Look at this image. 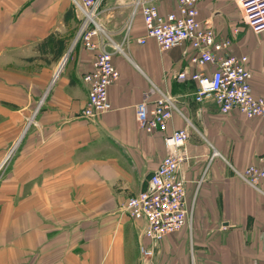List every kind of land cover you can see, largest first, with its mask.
I'll list each match as a JSON object with an SVG mask.
<instances>
[{
	"label": "crops",
	"instance_id": "crops-1",
	"mask_svg": "<svg viewBox=\"0 0 264 264\" xmlns=\"http://www.w3.org/2000/svg\"><path fill=\"white\" fill-rule=\"evenodd\" d=\"M158 3L167 13L176 0ZM198 8L231 40L230 53L248 57L252 91L264 96V29L243 23L235 0ZM100 14L119 78L108 91L112 108L90 120L83 75L98 49L75 42L72 0H0V264H264V179L254 187L239 175L264 156V118L196 101L195 83L176 75L210 67L190 62L188 42L139 44L143 21L131 0H106ZM161 92L179 111L167 132L147 133L135 105ZM182 127L192 221L143 257L150 241L124 206L166 155L165 134Z\"/></svg>",
	"mask_w": 264,
	"mask_h": 264
},
{
	"label": "built area",
	"instance_id": "built-area-1",
	"mask_svg": "<svg viewBox=\"0 0 264 264\" xmlns=\"http://www.w3.org/2000/svg\"><path fill=\"white\" fill-rule=\"evenodd\" d=\"M101 1L72 0L80 20L75 42L80 41L86 48L98 49L92 69L83 75L88 93L82 114L90 120L112 108L108 91L119 78L108 43L100 40L104 32L99 23ZM200 1L176 0L174 10L162 13L159 0H131L133 12L138 11L143 21L144 33L137 42L143 44L147 39H153L161 50L188 42L193 49L190 62L200 68L210 67V71L183 70L176 75L179 80L188 79L195 83V100L212 99L224 114L236 110L246 118H264V96L255 95L252 91L248 57L230 53L231 40L220 36L209 20L199 17ZM235 2L241 10L243 23L254 31L264 29V0ZM233 31L237 33L239 29L235 27ZM115 50L119 47L115 46ZM175 111L179 109L174 97L161 92L154 101L144 97L135 105V119L147 133H165ZM188 139L187 127L165 134L167 153L150 175L147 188L130 196L125 203L126 213L141 222L142 235L150 241L149 246H140L143 257L153 256L155 244L164 236L189 226L192 221L196 195L188 198L186 180L181 173V163L188 159L184 148ZM239 175L257 187L264 179V156H258Z\"/></svg>",
	"mask_w": 264,
	"mask_h": 264
},
{
	"label": "rangeland",
	"instance_id": "rangeland-1",
	"mask_svg": "<svg viewBox=\"0 0 264 264\" xmlns=\"http://www.w3.org/2000/svg\"><path fill=\"white\" fill-rule=\"evenodd\" d=\"M105 3H106V0H103L101 2L100 6H99V10L105 5ZM102 15H103V13L100 14V17H102ZM128 22H130V21L128 20ZM99 23L101 24V27H102V29L104 31V32H102L103 35H106V36L109 35L108 27L101 20L99 21Z\"/></svg>",
	"mask_w": 264,
	"mask_h": 264
}]
</instances>
